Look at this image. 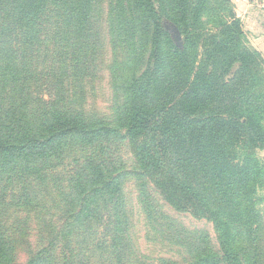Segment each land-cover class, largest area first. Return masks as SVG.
Wrapping results in <instances>:
<instances>
[{
	"label": "trees",
	"instance_id": "1",
	"mask_svg": "<svg viewBox=\"0 0 264 264\" xmlns=\"http://www.w3.org/2000/svg\"><path fill=\"white\" fill-rule=\"evenodd\" d=\"M95 3L0 0V264H179L139 255L111 140L130 148L139 187L213 225L217 248L189 246L185 264H264V162L255 154L264 150V59L246 46L230 0H128L126 18L121 0L110 3V30L126 22L149 39L142 73L119 84L112 123L87 119L82 88L64 85L86 75L81 54L91 64L102 39ZM212 3L218 19L205 28ZM161 16L178 28L181 47ZM50 45L56 64L32 67ZM144 203L147 225L170 238L172 218ZM11 209L13 241L4 222ZM21 246L27 258L17 263Z\"/></svg>",
	"mask_w": 264,
	"mask_h": 264
},
{
	"label": "rangeland",
	"instance_id": "2",
	"mask_svg": "<svg viewBox=\"0 0 264 264\" xmlns=\"http://www.w3.org/2000/svg\"><path fill=\"white\" fill-rule=\"evenodd\" d=\"M121 1L125 6L122 10V15L125 18L127 16L131 17L132 12L130 6L126 3L128 0ZM95 2L97 20L101 22L100 31L102 39L97 44L96 50L92 52L94 56L91 64L89 62L90 57L85 59L81 54L80 59L82 63L84 62L85 66H89V69L86 70V75L76 78V83H72L71 76L64 85L66 89L70 90L74 86L80 89L82 88L84 97L80 110L87 119L112 123L116 113L119 112V103L121 101V99L117 101L115 97L120 95V87L124 82L128 83L133 75L137 77L142 73L141 68L145 64L148 55L147 48L149 39L146 36L136 38L137 33L126 22L115 30H110L105 22H109V17L114 15L115 8H111L110 5L112 4L115 7L116 0H95ZM230 4L234 13L240 16L243 30L246 33V46L260 53L264 59V0H230ZM217 10L215 4H210L208 12L200 20L203 27L213 28L214 23L218 19L216 14ZM108 14L110 16H107ZM158 14L159 16L161 15V13ZM161 18V24L169 34V40L176 46L181 47L182 36L178 28L167 17L161 16ZM176 31L180 35V43H175L174 41ZM146 32L148 33V30ZM132 33H135V35L132 36ZM138 33L140 35L145 34L142 32ZM49 50L51 52L44 60H37L35 57L32 58L30 60L31 66L38 69L51 65L54 66L56 64V58L53 57V53L55 50L57 52L58 48L50 45ZM69 62L70 58L65 57V63ZM45 89H42L44 92L41 94V99L43 102L49 103L42 105L41 108L49 109L52 102L49 101L50 95ZM106 145L110 146L114 160H120L124 169L123 171L126 172V176L122 180L124 202L131 213L136 249L139 255L148 258L147 263L154 262L157 258L163 257L176 261L179 264H185L184 259L188 257L190 247L205 243L212 249L217 248L216 232L210 222L204 219H196L189 213L173 211L160 199L150 185V187L148 185H145L144 188L139 187V184L143 180L130 174L134 167V160L128 145L114 140L108 141ZM255 154L260 162H264V150L258 151ZM54 173L52 177H49V181H47V189H50L53 182L57 179L58 173L55 175ZM261 191L264 194V190ZM12 192L13 190L9 191L7 196H10ZM146 196H148V200ZM144 201H148L150 205L172 218L171 222L173 223L170 224L167 222L166 231V235H169L170 238L162 239L159 233L160 227L153 222L147 225L145 213L143 212V207L145 208L147 204ZM15 218L16 215L13 214V209L8 210L4 217V222L8 227L5 235L10 237L12 241L13 238L19 236L17 233H13V222ZM172 227L174 233H172ZM180 232H183L180 237L184 238V241L178 238ZM31 236L29 238L30 241H34V232H32ZM23 249V246H21L17 249V255L14 253L17 263H24L27 258ZM12 259H14V256Z\"/></svg>",
	"mask_w": 264,
	"mask_h": 264
},
{
	"label": "water",
	"instance_id": "3",
	"mask_svg": "<svg viewBox=\"0 0 264 264\" xmlns=\"http://www.w3.org/2000/svg\"><path fill=\"white\" fill-rule=\"evenodd\" d=\"M174 41H175V43H180V41H181L180 35L177 31H176V34L174 36Z\"/></svg>",
	"mask_w": 264,
	"mask_h": 264
},
{
	"label": "crops",
	"instance_id": "4",
	"mask_svg": "<svg viewBox=\"0 0 264 264\" xmlns=\"http://www.w3.org/2000/svg\"><path fill=\"white\" fill-rule=\"evenodd\" d=\"M237 17L240 19V16L237 15Z\"/></svg>",
	"mask_w": 264,
	"mask_h": 264
}]
</instances>
